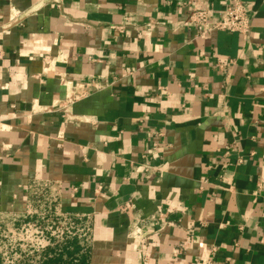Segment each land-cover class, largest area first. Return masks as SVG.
Segmentation results:
<instances>
[{
    "label": "crops",
    "instance_id": "obj_1",
    "mask_svg": "<svg viewBox=\"0 0 264 264\" xmlns=\"http://www.w3.org/2000/svg\"><path fill=\"white\" fill-rule=\"evenodd\" d=\"M183 1L0 0V220L50 180L91 264H264V0L204 37Z\"/></svg>",
    "mask_w": 264,
    "mask_h": 264
},
{
    "label": "built area",
    "instance_id": "obj_2",
    "mask_svg": "<svg viewBox=\"0 0 264 264\" xmlns=\"http://www.w3.org/2000/svg\"><path fill=\"white\" fill-rule=\"evenodd\" d=\"M183 2L189 7L187 12L188 22L201 37L216 30L230 33L237 32L246 36L251 30V16L242 0H233L227 6L224 16L216 20L211 16L209 9L199 8L196 5L198 0H184ZM148 25L153 26L152 23ZM119 29L124 32L127 31L125 27H119ZM136 30L138 37H142V27H137ZM84 95L70 97L69 101L71 102L73 99ZM164 171V168L160 167L157 173L162 176ZM30 188L32 194L28 201L27 210L22 214H10L0 220V238H8L5 235L7 230L9 232L21 231L24 233L29 228L36 226L39 229V232H37L40 240L34 244L27 242L26 238H20L18 242L9 244L8 252L3 254L2 259L13 257L19 263L27 257L29 258L30 254H33L32 252H36L39 254L37 260H40V254L43 250L69 237L77 236L81 239L82 245L91 246L93 239L92 221L87 215L73 214L62 209L61 196L65 187L61 183L39 179L34 181ZM73 188L75 189V187ZM163 216L164 214H161L160 218H163ZM169 225L175 226V223L169 222ZM60 226H62V229H60ZM186 231L187 237L181 244L182 250H187L202 242V238L196 234L194 222L187 225ZM213 250H216L215 247Z\"/></svg>",
    "mask_w": 264,
    "mask_h": 264
},
{
    "label": "trees",
    "instance_id": "obj_3",
    "mask_svg": "<svg viewBox=\"0 0 264 264\" xmlns=\"http://www.w3.org/2000/svg\"><path fill=\"white\" fill-rule=\"evenodd\" d=\"M40 256L39 264H91V246L82 245L77 236L69 237L46 248ZM28 261L29 258L18 264H26Z\"/></svg>",
    "mask_w": 264,
    "mask_h": 264
},
{
    "label": "rangeland",
    "instance_id": "obj_4",
    "mask_svg": "<svg viewBox=\"0 0 264 264\" xmlns=\"http://www.w3.org/2000/svg\"><path fill=\"white\" fill-rule=\"evenodd\" d=\"M60 229H62V226H60ZM37 231L39 232V229L36 226H34L33 228H29L28 231H24V233H22L21 231L9 232V230H7L5 235H7L6 237L8 238H4V237L0 238V251H1L0 264H18L17 260H15L13 257L4 258V259H2L1 257L3 256L4 253L7 254L8 248L10 247L9 244L14 243L16 241L18 242L20 238H26L25 240H27V242L36 244L40 240V238H38L39 233ZM32 253L33 254H30L29 261L26 262V264H30V263L39 264L40 260H37L39 254H37L36 252H32ZM27 260H28V257H27Z\"/></svg>",
    "mask_w": 264,
    "mask_h": 264
}]
</instances>
